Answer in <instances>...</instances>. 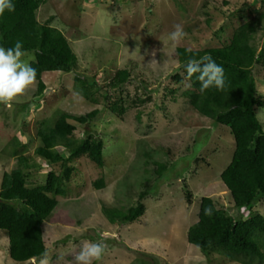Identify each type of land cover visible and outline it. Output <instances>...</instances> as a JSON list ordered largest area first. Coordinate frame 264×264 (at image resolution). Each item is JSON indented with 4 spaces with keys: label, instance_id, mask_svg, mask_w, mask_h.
<instances>
[{
    "label": "rangeland",
    "instance_id": "1",
    "mask_svg": "<svg viewBox=\"0 0 264 264\" xmlns=\"http://www.w3.org/2000/svg\"><path fill=\"white\" fill-rule=\"evenodd\" d=\"M260 2L46 0L39 7L37 22L50 20L49 25L69 42L76 62L70 73H43L46 90L40 96L36 83L21 102L11 107L0 104V183L3 173L17 168L27 172L28 187L43 185L47 172L62 170L59 164L48 166L34 150L41 144L39 128L52 127L63 114L97 112L86 124L71 121L75 130L68 139H101L104 159L102 167L85 155L69 163L74 171L65 194L56 197L57 207L42 225L51 264L61 254L62 264H69L85 240L106 245L96 264H239L216 255L206 257L187 241L202 197L234 216L241 213L233 209L220 179L234 151L233 136L228 127L187 104L193 92L179 69L176 48L227 44L235 28L261 12ZM177 23L187 35L175 44L169 34ZM255 44L258 49L264 44V29L256 32ZM153 51L156 63L149 64ZM25 53L23 60L30 64L34 53ZM122 69L129 71V80L120 89L110 88L114 74ZM253 74L257 95L264 99V65L256 66ZM77 77L85 82L84 88ZM113 104L116 113L110 110ZM255 113L264 128V107ZM19 157L27 158V163H20ZM157 164L167 168L160 176ZM100 178L104 188L96 190L93 183ZM146 189L149 193L139 201ZM138 201L145 212L129 224H111L102 212L103 207L126 209ZM257 213L264 217L263 202L243 219ZM39 261H12L8 239L0 231V264Z\"/></svg>",
    "mask_w": 264,
    "mask_h": 264
},
{
    "label": "trees",
    "instance_id": "2",
    "mask_svg": "<svg viewBox=\"0 0 264 264\" xmlns=\"http://www.w3.org/2000/svg\"><path fill=\"white\" fill-rule=\"evenodd\" d=\"M45 2L12 0L15 11L5 10L0 16V46L12 47L19 40L23 42L25 52L34 53V61L30 65L37 70V96L46 90L41 80L43 73H70L76 62L69 42L58 29L49 25L50 20L41 24L37 22L36 11ZM260 3L261 12L253 20L235 28L227 44L201 50L176 48L179 69L184 76L183 65L189 57L199 59L210 55L224 69L223 91L213 87L200 93V83L194 76L189 81L193 94L187 104L200 115L228 127L233 136L234 151L220 179L229 193L233 209L241 213L234 216L219 208L211 198L202 197L197 221L188 228L187 241L206 257L216 255L239 264H264V217L257 213L243 219L257 203H264V128L255 113L256 108L264 107V99L257 95L253 74L256 66L264 65V44L259 49L255 44L256 32L264 29V0ZM129 78L127 69L118 70L108 86L120 89ZM75 81L84 88L82 79L77 77ZM83 94L86 96L85 91ZM110 110L117 112L114 104ZM123 111L120 110V113ZM96 114V111L79 117L63 114L52 127L42 125L39 128L37 135L41 144L34 150L35 156L48 166L59 164L62 167L59 173L47 172L43 185L28 187L27 172L21 168L3 173L0 183V231L8 239V253L12 261H39L46 252L42 225L57 207L56 197L65 194L64 186L74 171L69 163L85 155L97 166L104 165L101 139H68L75 130L71 121L83 125ZM137 119L140 121L139 115ZM18 160L27 163L25 157ZM156 166L158 176L167 170L163 164ZM93 186L96 190L104 188L103 179L94 182ZM147 193L148 189L142 191L139 201ZM139 201L136 206L126 209L103 207L102 212L111 224H129L145 212L144 204ZM206 208L211 209L210 215L205 214Z\"/></svg>",
    "mask_w": 264,
    "mask_h": 264
},
{
    "label": "clouds",
    "instance_id": "3",
    "mask_svg": "<svg viewBox=\"0 0 264 264\" xmlns=\"http://www.w3.org/2000/svg\"><path fill=\"white\" fill-rule=\"evenodd\" d=\"M5 10L15 11L12 0H0V16L4 14ZM186 35L182 24L177 23L173 26L169 38L173 43L178 44ZM25 54L23 42L19 40L15 41L12 47L0 46V104L5 107H11L14 103L21 102V97H24L36 84L37 70L23 60ZM151 55L153 59L149 64H154L156 63L155 51ZM183 68L186 81H191L194 76L199 81L200 93L203 94L213 87L219 91L224 90V69L210 55L202 56L199 59L189 57ZM205 214L210 215L211 209L206 208ZM105 250L106 245L103 242L82 241L79 251L74 254L69 264H96L102 260ZM63 260V254L59 255L56 264H62ZM39 264H51L47 251L43 254Z\"/></svg>",
    "mask_w": 264,
    "mask_h": 264
}]
</instances>
